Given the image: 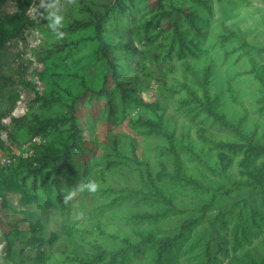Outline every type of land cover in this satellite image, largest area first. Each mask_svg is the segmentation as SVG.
<instances>
[{"label":"rangeland","instance_id":"374dc122","mask_svg":"<svg viewBox=\"0 0 264 264\" xmlns=\"http://www.w3.org/2000/svg\"><path fill=\"white\" fill-rule=\"evenodd\" d=\"M55 9L64 37L50 28ZM16 10L6 4L0 14ZM28 14L23 39L0 50V152L32 147L36 165L0 167V264H34L30 237L51 233L43 264H82L95 245L104 254L92 264H154L155 246L139 234L175 238L158 264H264V180L236 186L240 155L231 181L217 171L198 131L240 138L189 95L201 93L196 78L207 68L218 110L264 143V0H33ZM73 21L88 25L71 28ZM139 116L161 119L184 171L207 189L159 173L173 169L168 142L144 132ZM39 118L46 124L36 133ZM36 220L43 228L34 234L28 224ZM123 238L133 248L124 250Z\"/></svg>","mask_w":264,"mask_h":264},{"label":"trees","instance_id":"16d2710c","mask_svg":"<svg viewBox=\"0 0 264 264\" xmlns=\"http://www.w3.org/2000/svg\"><path fill=\"white\" fill-rule=\"evenodd\" d=\"M33 0H0V10L1 8L6 4H13L17 10L12 12H5L2 11L0 14V50H2L9 40L11 39H23L25 32L30 26L33 21L30 19V16L28 14L29 7L31 5ZM48 4H54L57 0H45ZM189 17L192 18L191 14H188ZM170 22L173 24L174 32L177 36V39L182 44L184 39L179 31L178 23L174 20H170ZM88 25L85 22L80 21H73L70 25L71 28H77V27H83ZM234 33L231 31L230 35H233ZM264 70V66L260 68ZM207 76H208V69L206 68L201 78H196L198 81V84L201 88V93L198 94L192 90H189V95L193 101L197 103V105L200 107L201 110H203L205 113H207L209 116H211L213 119L215 118L216 121H218L222 126L226 128H230L235 131L237 136L240 138V140H216L213 138L207 137L202 130L198 131V135L202 142L208 144V151H213V155L215 157V164L217 167V171L227 180L231 181L230 177V168L232 167L235 157L237 155H240V160L238 161L239 169L242 174L243 179L239 180L236 183V186L239 184H253V183H261L264 180V161L259 162V158L261 155L264 154V143H260L257 140H254L253 135H247L244 133V131L235 124L232 120H230L225 113L218 110L217 103L215 101V98L213 95L209 93V90L207 88ZM258 80L262 87L264 88V74L258 76ZM44 95V94H43ZM43 95H39L38 98L42 99L43 104L47 105L51 97L48 98L46 96L44 98ZM148 106L155 110V106L153 104H148ZM74 120V119H72ZM136 124L142 128V130L146 133H152V134H159L163 135L165 139L168 142V150L171 153L172 157V165L173 169L167 170L164 165L159 170V173L161 175L170 177L175 180L183 181L184 183L191 184L195 187L199 188H205L208 187L204 185L202 182L198 181L194 177L188 175L182 166L180 155L177 152L174 143H173V135L172 133L168 132L163 123L161 122V119L158 118L157 120H153L151 118H145V117H137L135 119ZM46 122L44 119H40L38 121V124H36V133H41L43 131V128L45 126ZM115 146L114 149L117 150L118 143L114 142ZM186 148L189 152L192 153V155L200 157L202 155L201 152H197L190 144H186ZM203 152V151H202ZM65 153V152H63ZM204 153V152H203ZM32 155V154H31ZM47 155H50V153H47ZM59 154L51 157H58ZM30 156V155H29ZM28 156V157H29ZM26 157V158H20L18 160L19 163L24 164L27 168L34 169L36 162H34L35 157ZM16 163V162H15ZM35 164V165H34ZM12 165L9 164V166ZM1 167V166H0ZM145 171H146V177L148 179L149 185L153 189V193L157 198H162V192L157 187L154 176L152 175L151 170L147 165H145ZM225 192H228V190H225ZM2 195L0 191V196ZM216 195V192H213L212 198ZM156 214H152L150 212H143V213H134V216L136 218H150L154 217ZM192 222H188L187 224L190 225ZM29 231L32 233H39L43 226L42 224L36 220L34 222H30L28 224ZM55 234L51 233L47 238H44L40 235H32L30 237V241H32L36 246V253L34 256V264H43V251L42 246L44 243H52L55 240ZM140 241L143 243H151L155 246V258H154V264H158L161 261V258L163 254L174 245L175 238L164 236V237H155L152 234H139ZM125 247H123L124 250L128 248H133L135 245L133 242H130V240L123 238L122 239ZM94 253L91 255V257L87 260L80 261L82 264H92L93 261L99 259L104 254V250H101V247L99 245H95L94 247Z\"/></svg>","mask_w":264,"mask_h":264},{"label":"clouds","instance_id":"9594fccd","mask_svg":"<svg viewBox=\"0 0 264 264\" xmlns=\"http://www.w3.org/2000/svg\"><path fill=\"white\" fill-rule=\"evenodd\" d=\"M43 6V5H42ZM50 8H54V6L49 5ZM51 18L50 28L51 30L56 33L57 37H64L65 33L61 31V28L63 27V15L59 13L58 9H55L49 13ZM87 187L91 191H95L98 187V183L96 180L92 179L89 180ZM72 193H69L68 198H70Z\"/></svg>","mask_w":264,"mask_h":264},{"label":"built area","instance_id":"2783aa9c","mask_svg":"<svg viewBox=\"0 0 264 264\" xmlns=\"http://www.w3.org/2000/svg\"><path fill=\"white\" fill-rule=\"evenodd\" d=\"M37 141H38V137H33L31 139V141H29L27 143V146H29V144L35 143ZM11 150L12 151L10 152V154H7V153L5 154V153L0 152V166L1 167L9 165L12 162H15L16 159L18 160L20 158L28 157L29 155H31L33 153L34 149L32 147H28V149H27V147H26L25 150H22V151H20V149H14L13 150V148H11Z\"/></svg>","mask_w":264,"mask_h":264}]
</instances>
